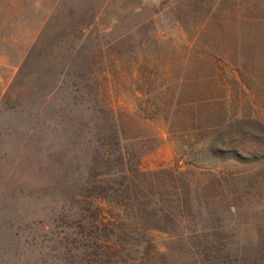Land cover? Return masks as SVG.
<instances>
[{"label":"rangeland","instance_id":"obj_1","mask_svg":"<svg viewBox=\"0 0 264 264\" xmlns=\"http://www.w3.org/2000/svg\"><path fill=\"white\" fill-rule=\"evenodd\" d=\"M220 1L0 0V264H264V29L216 15L202 39L226 48L246 80L231 65L214 69L194 38ZM132 48L145 67L171 70L170 97L157 115L125 75L124 88L110 87L128 111L123 133L139 137L127 151H140L143 172L182 174L149 179L172 220L138 236L110 191L98 205L71 197L87 187L97 149L81 124L101 116L70 83L85 85L117 54L131 64ZM98 207L104 224L125 227L91 225Z\"/></svg>","mask_w":264,"mask_h":264},{"label":"trees","instance_id":"obj_2","mask_svg":"<svg viewBox=\"0 0 264 264\" xmlns=\"http://www.w3.org/2000/svg\"><path fill=\"white\" fill-rule=\"evenodd\" d=\"M216 15H222L225 23H233L239 26L240 30L246 27L254 28V30H263L264 0H221L218 5L211 7L208 11V16L201 21L195 33L194 46L201 49V59L203 61L216 70L227 68L231 65L233 72L241 80H246L243 77L245 66L238 63L226 48L224 50L221 47V49L219 47L216 48L214 43L202 39ZM99 54L102 55L101 59L103 60L104 53L102 49H99ZM129 54V61L131 60L129 65L122 61L121 54H117L111 61V67L104 66L97 71L90 69L87 73L88 76L85 77L87 78L85 85L79 87L75 86L73 82L70 83L71 89L75 92L84 91L86 93V101L79 100L77 101L78 105L88 102L90 106L87 107L85 105V111L95 110L97 115L100 114L101 116V123H94L92 129L90 124H81V128L83 127L87 134L88 130L94 132V142L97 144V149L91 157V173L85 179L87 187L78 189L71 197L75 201L88 200L90 203L96 204L104 200V194L110 191L111 196L122 199L116 204L119 203L124 209L130 210L131 213L128 216L131 219L130 226L138 236L139 233L146 234L150 231L164 232L163 224L172 220L167 216L164 202L162 201L163 185L157 181L154 186H151L149 179L152 181V179H157L159 176H166L174 182L182 174L176 170L143 172L140 168V159L142 158L140 151L137 150L134 154L127 151L128 143H138L139 137H127L123 133L121 117L125 114L128 115V111L112 103L108 94L110 87L113 92H117L119 87L124 88L125 85L123 83L117 82L122 80L123 75H125L124 79L127 77L126 79H129V82L131 81L130 90L133 94L140 93L148 96L147 100L144 101L147 108H145V111L159 115L163 113L169 103L171 75L169 68H158L154 65L151 68L145 67L146 58L144 52L136 53L132 48L129 50ZM106 62L110 64V61ZM65 75L69 77L70 74L66 72ZM248 78L247 82L256 83L257 78ZM109 79L116 81V83H111L112 81ZM233 79L235 80V77ZM55 90L56 87H52L49 84L43 90L45 100H50ZM132 157L135 163L130 165ZM101 184L105 186H101ZM177 196L179 197V194H176ZM108 204H111V201ZM97 205H93V207H97ZM98 211V217L90 223L91 225H96L97 227L108 226L113 229L119 227L116 225L125 227L124 224H119V222L115 224L107 221L104 224L103 221L106 220L104 211L99 207ZM106 249L110 248L106 247Z\"/></svg>","mask_w":264,"mask_h":264}]
</instances>
